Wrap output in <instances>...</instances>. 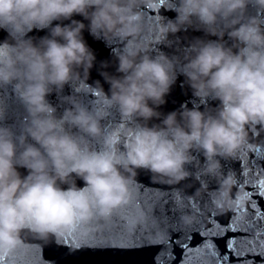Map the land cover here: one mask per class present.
<instances>
[{"label": "clouds", "instance_id": "clouds-1", "mask_svg": "<svg viewBox=\"0 0 264 264\" xmlns=\"http://www.w3.org/2000/svg\"><path fill=\"white\" fill-rule=\"evenodd\" d=\"M148 6L156 0H0V30L7 32L0 88L10 87L24 109L18 123L0 120V253L25 236L46 244L74 225L114 220L131 201L138 170L168 185L194 177L200 187L189 201L209 191L204 177L216 178L217 213L246 209L247 191L234 171L222 172L221 159L259 147L264 133V0H169L175 16L156 25L145 18ZM85 29L120 45L113 48L118 74L101 73L108 92L99 81L89 86L99 93L95 105L79 93L62 95L66 85L87 82L96 59ZM189 29L202 35L183 45L169 39ZM34 31L45 34L29 35ZM145 32L174 46L173 55H153ZM178 74L193 106L163 113ZM53 93L70 105L59 115ZM112 109L125 125L106 130ZM195 219L193 212L180 216L185 225Z\"/></svg>", "mask_w": 264, "mask_h": 264}, {"label": "water", "instance_id": "water-1", "mask_svg": "<svg viewBox=\"0 0 264 264\" xmlns=\"http://www.w3.org/2000/svg\"><path fill=\"white\" fill-rule=\"evenodd\" d=\"M168 3L169 0H165L163 4H160V0H156L155 7H145V18L151 19L153 24L156 25L161 22V18L174 17L175 13L168 10ZM249 11L255 14L254 8L250 7ZM157 17H159L158 20ZM75 18L82 19L79 16ZM85 23L87 24V21ZM44 34L42 31L29 33V35L36 37ZM83 35L90 48L94 51L96 59L90 69L87 82L81 81L66 85L62 95L79 93L80 99L84 103L95 105L98 103V99L94 95L95 90L89 86L94 87L95 82L99 81L104 91L108 92L110 85L105 81L101 73L106 71L110 74H118L116 73L117 61L113 54V48L118 49L120 45L119 42L115 41L111 45H106L103 39H94L87 29L84 30ZM145 35H150L153 40L151 49L153 55L163 52L171 56L175 52L174 46L168 47L164 43H156L155 33L149 34L145 32ZM200 35L202 33L189 29L187 32L181 31L177 33L176 36L170 35L169 39L175 40L176 37H179L181 45H183L194 36ZM6 37L7 32L0 30V41H3ZM104 62H107V67L102 66ZM165 99L166 103L160 107V111L163 113L179 109L183 103H187L189 108L193 106L194 97L192 90L184 83L182 75L178 74L176 82L172 85ZM49 100L57 106L58 115L63 112L65 107L70 106L61 102L56 93H53ZM209 102L214 103L212 101ZM23 115V106L12 94L11 88H0V120L5 117L8 122L16 121L18 123ZM103 123L106 130L117 126V124L120 127L125 125L124 119L116 109L111 110ZM259 144L260 146L264 145V133H261ZM241 149L247 151L246 146ZM238 156L236 159H221L222 172L227 174L230 170L234 171L238 178V186L245 188L242 185ZM250 158L256 159L254 155H251ZM199 159L202 162L204 158L200 156ZM258 163L264 166V160H260ZM151 177V173L145 170H138L135 180L130 185L131 201L128 206L118 211L111 229H105L102 232L99 226L81 228L75 236L66 235L71 231L69 229L59 240L52 238L46 244L43 241L32 239L30 236H25L23 244L18 247L21 255L17 259L25 262V264H183V250L179 243L183 242L186 237L191 236L192 243L198 244L201 240L200 233L204 232L209 224L210 213L215 214L216 220L221 224H226L229 218L236 213V211H228L224 214H218L213 207L211 191L218 186L216 178L204 177L208 181L209 191L204 192L195 200L189 201L187 197L200 187L199 181L194 177H189L175 185L154 183ZM77 183L82 184V181L78 180ZM141 188L145 191H140L139 189ZM246 190L251 189L246 187ZM235 191L236 189L234 188L233 192ZM177 196L181 197L183 207L176 204L175 198ZM149 198L154 202H159L154 211L158 218L163 221L161 231L164 233L165 238L162 240H152L142 232L135 231V224L141 218L144 207H146V200ZM254 199L258 200L261 206L264 207V200L259 196H254ZM197 209L200 211L196 212ZM188 212H193L196 215L192 225H185L180 221V216ZM241 214H243L242 211ZM76 243L80 244L79 248L74 247ZM218 243L217 251L223 254L225 251L224 243L223 241ZM169 256L171 259H168ZM254 259L255 264H264V257L258 256ZM231 264H247V261L233 259Z\"/></svg>", "mask_w": 264, "mask_h": 264}, {"label": "snow or ice", "instance_id": "snow-or-ice-1", "mask_svg": "<svg viewBox=\"0 0 264 264\" xmlns=\"http://www.w3.org/2000/svg\"><path fill=\"white\" fill-rule=\"evenodd\" d=\"M165 0H160L163 4ZM159 17H157V20ZM98 96L99 93H94ZM250 147V146H249ZM247 147L239 151L238 161L240 164V174L242 185L251 190H246L248 195V205L241 214L239 208L236 213L229 218L226 224H221L216 220L215 214H209V224L204 232L200 233L201 240L198 244L192 243V237L188 236L179 246L183 250V264H231L233 259L245 260L247 264H255V257H264V207L260 202L254 199L259 196L264 200V166L258 161L264 160V145L259 147ZM254 155L256 159H251ZM259 165V167H257ZM145 191L144 189H139ZM132 198V197H131ZM176 204L183 207L181 197L175 198ZM159 204L151 198L146 200L144 212L135 224V231L142 232L152 240L164 239V233L161 231L163 221L158 218L154 209ZM114 221L99 224L101 231L111 229ZM81 229L79 224L74 225L66 235L75 236ZM219 241L224 243V253L217 251ZM124 246V245H121ZM79 248L80 244H74ZM21 253L19 248L9 252L0 253V264H25L17 259ZM168 259H171L169 256Z\"/></svg>", "mask_w": 264, "mask_h": 264}]
</instances>
